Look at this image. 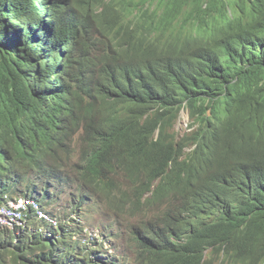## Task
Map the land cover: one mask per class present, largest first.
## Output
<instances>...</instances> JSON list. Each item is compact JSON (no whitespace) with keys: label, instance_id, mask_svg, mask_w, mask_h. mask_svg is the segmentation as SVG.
Masks as SVG:
<instances>
[{"label":"trees","instance_id":"trees-1","mask_svg":"<svg viewBox=\"0 0 264 264\" xmlns=\"http://www.w3.org/2000/svg\"><path fill=\"white\" fill-rule=\"evenodd\" d=\"M39 1L0 0V206L19 196L34 200L20 214L22 225L0 228V264H214L206 248L223 251L231 264H264V199L231 186L241 172L257 180L264 168V0H248L261 13L213 32L215 5L192 0L194 22L173 34L177 49L107 0H73L71 8L49 0L48 15L33 18ZM97 4L104 20L121 23L127 41L154 55L153 79L90 35L76 12ZM205 41L222 71L194 98L174 86L179 69L163 80ZM51 47L60 63L45 59ZM181 94L193 116L220 123L229 137L197 151L186 180L173 179L157 155L144 165L128 155L158 122L169 137L165 124ZM130 162L139 171L123 165ZM59 202L64 209H56Z\"/></svg>","mask_w":264,"mask_h":264},{"label":"clouds","instance_id":"clouds-1","mask_svg":"<svg viewBox=\"0 0 264 264\" xmlns=\"http://www.w3.org/2000/svg\"><path fill=\"white\" fill-rule=\"evenodd\" d=\"M64 1L67 2L68 8L72 7L73 0H59V5ZM107 1L114 3L115 8L140 29H145L158 35L167 45L175 49L177 48L175 46L173 34L180 30L191 28L194 22L192 18L193 11L190 6L192 0H175L172 9L168 8L172 0H151V4H147L145 1L142 3L141 0ZM43 2H47L46 5L39 7ZM43 2L39 1L37 8H34L37 14L33 16V18L41 19L48 15L50 1L45 0ZM210 2L215 5V8L209 11L210 23L207 27L208 32L233 27L247 20L253 11L259 12L256 7L251 8L248 0H246V2L243 0H210ZM158 3L162 4V6ZM206 5H208L207 1L204 6ZM103 9L104 7L102 5L97 4L94 6H87L83 11L76 13L78 16L87 19L90 35L100 46L105 48L110 56L114 55L122 62H131L138 65V73L145 80L153 79L156 67L154 55L148 48L144 49V46L141 45L140 42L127 41L124 27L120 22H109L104 20V14H101ZM141 12L146 13L144 22L140 18ZM111 15V13H108V16ZM43 21L48 23L49 18ZM199 26L206 28L204 24H199ZM60 36L62 37V34ZM63 47L64 46L60 49H63ZM60 55V51H54V48L51 47L45 59L50 61L51 58L54 57L58 63H60V60H62ZM216 60L214 47L210 42L205 41L201 46L189 52L185 59L181 55V57L169 67L168 76L163 81L168 80L171 75L179 69L178 76L174 79V86L177 85L179 89H183L184 87V90L189 89V96L194 97V93L198 91L202 93V91L208 90L210 79L212 80V86H214L216 82L218 83L219 79L217 75H220L222 71V61L217 60L219 67L216 68L214 66ZM204 95L206 94H196L194 98H200ZM184 97V94L177 96L172 112L168 116L170 121H167L165 125L169 137L161 133V127L164 124L158 122L155 128L145 131L140 136L135 146L128 154L130 156L136 155L140 157L143 165L153 156L157 155L161 158L162 168L171 173L173 179L176 180H186L188 178L190 168H193L194 164L197 162V157L195 155L197 151L208 149L215 141L225 142L222 135L229 139L225 128L220 123L202 120L193 116L188 106V101L184 99ZM161 106L162 102L160 101L155 103L153 108H160ZM207 110V113L210 114L211 109L208 108ZM150 112H152V109ZM148 114L151 115L150 113ZM172 114H174V116H172ZM182 116L186 117L184 131H180L176 128ZM123 165H128L134 172L139 171L141 168H137L132 162ZM123 171L129 174L128 171ZM228 174L229 173H226L223 178ZM261 174L262 175L257 180H251L241 172L233 178L231 186L238 183L242 194H250L251 196L249 199L256 197L255 200L260 201L264 199V168ZM157 184L158 181H153L150 185L151 190L143 194L141 198L145 200L147 196H150ZM19 201L23 202L22 206H16ZM29 204L34 205V200L19 196L15 200L8 201L6 206H0V214L5 213L10 220H19L21 222V224L14 225H22L23 223L19 217L22 211L29 208ZM34 209H38L37 206H35ZM39 216L44 219H49L44 211L39 212ZM51 221L52 224L56 226V220L54 219ZM14 225L12 227H14ZM173 237L178 236L174 234ZM205 254H209L214 258V264H231L230 259L223 251L215 253L213 249L206 248Z\"/></svg>","mask_w":264,"mask_h":264},{"label":"rangeland","instance_id":"rangeland-1","mask_svg":"<svg viewBox=\"0 0 264 264\" xmlns=\"http://www.w3.org/2000/svg\"><path fill=\"white\" fill-rule=\"evenodd\" d=\"M159 5L162 6V4H159ZM54 60H55L54 57H52L51 60H50L51 65H54L55 64V61ZM185 120H186V117L182 116L180 118V120L178 121L177 125H176V128L179 129L180 131H184V129H185V126H184ZM75 147L78 148V145H76ZM62 205H64V203L63 202H59V205L56 206V209H64L62 207ZM14 224H21V222L19 220L12 221V220H10L8 218L7 214L1 213V215H0V228L7 227V228L11 229V228H13L12 226ZM92 236L95 237L94 234H93V232H92ZM97 245H99L102 250H106V248L110 246L109 243H106L105 245H102L99 241H98V244Z\"/></svg>","mask_w":264,"mask_h":264},{"label":"built area","instance_id":"built-area-1","mask_svg":"<svg viewBox=\"0 0 264 264\" xmlns=\"http://www.w3.org/2000/svg\"><path fill=\"white\" fill-rule=\"evenodd\" d=\"M22 201H19V203L16 206H22ZM1 209V208H0ZM1 211V210H0ZM1 215V214H0Z\"/></svg>","mask_w":264,"mask_h":264},{"label":"bare ground","instance_id":"bare-ground-1","mask_svg":"<svg viewBox=\"0 0 264 264\" xmlns=\"http://www.w3.org/2000/svg\"><path fill=\"white\" fill-rule=\"evenodd\" d=\"M90 229V228H89ZM103 232V231H102ZM91 236V235H90Z\"/></svg>","mask_w":264,"mask_h":264}]
</instances>
